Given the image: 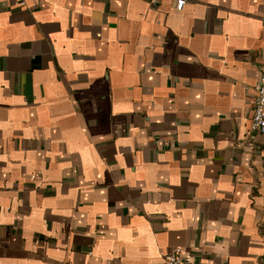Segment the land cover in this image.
<instances>
[{"label":"crops","instance_id":"0c3cea01","mask_svg":"<svg viewBox=\"0 0 264 264\" xmlns=\"http://www.w3.org/2000/svg\"><path fill=\"white\" fill-rule=\"evenodd\" d=\"M0 0V264H264V0Z\"/></svg>","mask_w":264,"mask_h":264},{"label":"built area","instance_id":"2783aa9c","mask_svg":"<svg viewBox=\"0 0 264 264\" xmlns=\"http://www.w3.org/2000/svg\"><path fill=\"white\" fill-rule=\"evenodd\" d=\"M185 0H175V9L181 10ZM255 96L250 115L249 129L251 133L264 135V76L256 82ZM161 264H190V259L182 256L179 248L164 254Z\"/></svg>","mask_w":264,"mask_h":264}]
</instances>
